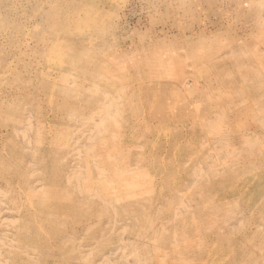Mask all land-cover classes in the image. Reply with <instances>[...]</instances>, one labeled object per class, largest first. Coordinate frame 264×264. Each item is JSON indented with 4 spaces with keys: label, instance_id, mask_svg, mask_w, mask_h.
<instances>
[{
    "label": "rangeland",
    "instance_id": "1",
    "mask_svg": "<svg viewBox=\"0 0 264 264\" xmlns=\"http://www.w3.org/2000/svg\"><path fill=\"white\" fill-rule=\"evenodd\" d=\"M0 264H264V0H0Z\"/></svg>",
    "mask_w": 264,
    "mask_h": 264
},
{
    "label": "bare ground",
    "instance_id": "2",
    "mask_svg": "<svg viewBox=\"0 0 264 264\" xmlns=\"http://www.w3.org/2000/svg\"><path fill=\"white\" fill-rule=\"evenodd\" d=\"M262 26V25H261ZM167 81V80H166ZM163 86H165V85H163ZM169 87V86H168ZM143 88V87H142ZM161 88L163 89V87L161 86ZM160 88V89H161ZM169 88H171V87H169ZM168 89V88H167ZM142 90H144V89H142ZM165 90H166V88H165ZM148 109H149V107H148ZM153 113V112H152ZM177 117V116H176ZM182 117V116H181ZM190 117V116H189Z\"/></svg>",
    "mask_w": 264,
    "mask_h": 264
}]
</instances>
